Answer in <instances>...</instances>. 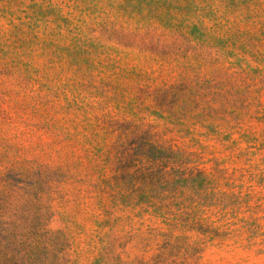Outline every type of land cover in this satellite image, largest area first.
<instances>
[{"label": "rangeland", "instance_id": "obj_1", "mask_svg": "<svg viewBox=\"0 0 264 264\" xmlns=\"http://www.w3.org/2000/svg\"><path fill=\"white\" fill-rule=\"evenodd\" d=\"M0 264H264V0H0Z\"/></svg>", "mask_w": 264, "mask_h": 264}]
</instances>
